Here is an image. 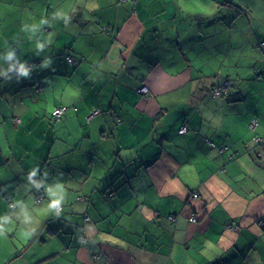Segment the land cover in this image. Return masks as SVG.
Returning a JSON list of instances; mask_svg holds the SVG:
<instances>
[{
  "label": "crops",
  "instance_id": "obj_1",
  "mask_svg": "<svg viewBox=\"0 0 264 264\" xmlns=\"http://www.w3.org/2000/svg\"><path fill=\"white\" fill-rule=\"evenodd\" d=\"M261 43L264 0H0V264H264Z\"/></svg>",
  "mask_w": 264,
  "mask_h": 264
},
{
  "label": "built area",
  "instance_id": "obj_2",
  "mask_svg": "<svg viewBox=\"0 0 264 264\" xmlns=\"http://www.w3.org/2000/svg\"><path fill=\"white\" fill-rule=\"evenodd\" d=\"M121 1L124 2V1H134V0H121ZM260 46H261V49L264 51V43H261ZM66 60L71 63L73 61V58H71L70 56H67ZM227 84H229V82L225 81V82H223V84L221 86H215L214 89L212 90V94L214 96H219V95L223 94L225 92ZM139 92L142 93V94H147V90H146L145 87H142L139 90ZM66 111H67L66 107H57L51 113L52 118L55 119V120H58ZM92 114L93 115L98 114V110L94 111ZM256 124H257V120L253 119V120L250 121L249 127L251 129H253L256 126ZM186 132H187V126L186 125L181 126L179 128V130H178V133L180 135H183ZM253 139H254L255 143H257L262 149H264V138L255 137ZM223 150H225V149L222 148V149L219 150V152H222ZM191 196L194 199V198L198 197V194L197 193H193ZM192 220L193 221L195 220L194 216L192 217Z\"/></svg>",
  "mask_w": 264,
  "mask_h": 264
},
{
  "label": "trees",
  "instance_id": "obj_3",
  "mask_svg": "<svg viewBox=\"0 0 264 264\" xmlns=\"http://www.w3.org/2000/svg\"><path fill=\"white\" fill-rule=\"evenodd\" d=\"M228 87V86H227ZM227 87H226V89H225V92H226V90H227ZM225 92H224V94H225Z\"/></svg>",
  "mask_w": 264,
  "mask_h": 264
}]
</instances>
